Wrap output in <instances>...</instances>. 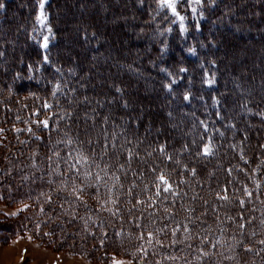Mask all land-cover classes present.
<instances>
[{"label":"trees","instance_id":"obj_1","mask_svg":"<svg viewBox=\"0 0 264 264\" xmlns=\"http://www.w3.org/2000/svg\"><path fill=\"white\" fill-rule=\"evenodd\" d=\"M63 1H46L45 26L36 21L38 0H0V186L14 187L3 197L55 209L45 225L58 232L68 224L52 223L59 212L53 200L64 194L61 201H78L64 213L75 211L81 225L74 231L81 237L65 250L93 262L138 256L135 242L144 238L154 247L169 229H185L192 236L188 248L173 256L160 248L161 264H215L218 258L222 264H264V64L240 76L219 61V54L232 57L236 41L255 39L264 47V0H252L258 4L253 8L250 0H180L183 34L180 21L158 0H120L135 23L123 22L126 38L118 47L106 37L114 28L95 39L99 17L87 14L74 28L75 13ZM105 2L80 0L95 8ZM66 12L72 24L63 19ZM124 13L117 8L104 14ZM44 36L47 48L40 47ZM70 43L85 45V54H63ZM107 51L109 58L100 63L98 56ZM115 71L119 79L111 78ZM205 72L214 74L213 85L204 83ZM131 83L136 85L129 90ZM144 85L150 94L140 93ZM150 98L157 107L141 114V102ZM44 120L47 127L39 123ZM205 144L212 154L198 155ZM76 160L82 163L70 169ZM160 174L170 192L157 189ZM100 208H109L104 218ZM169 211L195 220L156 235L140 217ZM151 256L149 249L138 262L151 264Z\"/></svg>","mask_w":264,"mask_h":264},{"label":"rangeland","instance_id":"obj_2","mask_svg":"<svg viewBox=\"0 0 264 264\" xmlns=\"http://www.w3.org/2000/svg\"><path fill=\"white\" fill-rule=\"evenodd\" d=\"M47 1V0H46ZM65 1V2H64ZM63 4L68 5V8L70 9V13H75V17L77 21H75L74 24H72V20L70 19L69 12H66L64 14L63 19H65L68 24H72L74 28L78 27L82 20H85L87 18L96 16V18L99 17L100 23L98 22L97 26L95 27L94 37L99 38V40H102L101 35L104 36L107 33L106 30L110 28H114V31L111 33H108L106 37H111L114 41L115 47L119 46V41H123L126 37H123L121 34V25L124 24L123 22L128 19L131 21V23H135V20L133 19V16L130 15V8L127 4L121 5L120 0H106L103 4H95L96 8L91 6L89 4H76V2L73 0H64ZM95 3L99 2L100 0H93ZM252 0H250L251 2ZM250 7H256L258 4L251 2ZM125 6V7H124ZM90 7V8H88ZM263 7V6H262ZM93 8V10H92ZM118 11H126V14L124 15H105V11L107 10H114L117 9ZM133 8V6H132ZM135 8V6H134ZM125 9V10H124ZM91 10V11H90ZM68 11V10H67ZM87 14H89L87 16ZM121 14H123L121 12ZM126 15V16H125ZM105 16V17H104ZM67 17V18H66ZM87 17V18H86ZM71 20V21H70ZM74 22V21H73ZM128 29L127 26H124L123 30L126 32ZM249 29L251 31L259 30L261 31V26H250ZM137 32V34H136ZM139 32L135 31V39H139ZM245 32V29H244ZM244 32H242L240 35L244 36ZM229 33V32H228ZM227 32L222 33L223 36L226 35ZM138 35V36H137ZM220 39V38H219ZM107 41L109 39L106 38ZM111 40V39H110ZM125 43V42H124ZM222 43H220L221 46ZM236 51L233 52L231 58H227L226 56L219 54V61L220 66L224 68L225 66H231L233 68V72L236 75L244 76L243 74L248 72L247 70L256 69L260 64H264V56H261L262 49L264 48L261 46L259 41L253 40H246L245 42H237L236 41ZM68 51H63V54H67L68 52L74 51L76 54L83 55L86 52L85 45H77V44H68ZM222 48V47H221ZM126 54V52H122V54ZM110 56V52H106V54H100L98 56V61L100 63H103L106 61ZM140 56V55H139ZM93 61V60H92ZM91 61V62H92ZM121 62V61H120ZM91 64V63H90ZM230 69V68H228ZM255 71V70H252ZM226 72V71H225ZM102 74L105 75L103 79L107 80V78L110 77V74L108 72H102ZM120 72H114V74H111V78L113 79H119ZM228 81L232 79V76L230 73H226L224 76ZM237 76H235V79ZM133 82V81H132ZM233 82V81H232ZM248 85L250 82H247ZM253 83V82H252ZM136 83H131L127 88L130 90L134 88ZM141 94H150L151 89L150 86H143L142 89H140ZM156 99L150 98L146 101H142L140 104V113L142 114L143 110L150 111L153 110L155 107H157ZM136 113L133 115L135 116ZM140 115V114H139ZM138 115V116H139ZM168 120L163 121V125L168 126L169 125ZM1 170V169H0ZM3 187V188H1ZM17 187V184H15V188ZM14 189L13 186H0V264H114V261L119 262V264H140V260H145V257H143V254L145 251H149L151 249L152 256H151V264H161V260L157 257L158 254H160L161 249L165 248V251L168 252L173 256L175 252H182L184 249L188 248L190 243V239H192L191 235H185L186 231L183 229L181 232H176L174 230L168 228H177L179 223H182L185 219L187 222H191L195 219L190 217H180L181 214H177V212L169 211L166 212V214L161 215H154L153 217L149 218L148 215H140V217L144 218L145 220H148L149 224L153 227V230L155 229L154 233L157 235L162 230L167 231L164 238V241L159 240L160 243L155 245L154 247L151 246L152 242L147 241V239H141V241H137L134 244L138 247L136 249L140 250L139 255L136 256H124V255H114L110 258L108 262H93L81 255H76L73 253H70L66 251L67 245L72 244L73 240H75L78 237H81L80 234H78L74 229L78 228L81 224L79 221L77 222L75 219V211L71 210L66 214L64 213V210H67L69 206L76 208L78 206V201L75 203H66L64 200H62V194L60 198H56V200H53L54 205L58 208L56 216L58 219H53L52 223L55 224L61 221L62 225L68 224L67 229L65 228L63 232H58L56 230H52L51 227L45 225L47 219L50 217L49 211L54 212V210L45 211L42 210L44 207V202H40L37 205H33L31 201L29 200H22L21 202H18L17 204H13V201L11 197L6 198L3 195H7V193H11V190ZM55 190V188H54ZM2 193V194H1ZM65 197V196H64ZM23 198V197H22ZM90 203V202H89ZM88 203V204H89ZM106 206H108L107 203H104ZM25 205L27 207H25ZM80 206L85 207V204H81ZM90 206V205H89ZM102 206V204H101ZM184 206H189L188 202L184 203ZM100 207V205H99ZM191 207V206H190ZM90 209V208H89ZM109 208H100L99 215L100 217L106 215ZM106 211V212H105ZM86 211H83L84 213ZM104 212V213H103ZM82 213H77L79 216L82 215ZM103 213V215L101 214ZM182 216V215H181ZM149 218V219H148ZM158 223H161V228L159 227ZM184 224V222H183ZM63 225V226H64ZM146 232V231H145ZM45 233H48V235H45ZM60 233V234H59ZM62 234V235H61ZM82 234V233H81ZM177 234L178 239H172V237ZM145 237V234H144ZM197 240L199 237H195ZM188 240H190L188 242ZM67 244V245H66ZM97 244V242H96ZM154 244V243H153ZM98 246L102 247L100 244ZM94 247V244H89V248L91 249ZM61 248V249H60ZM133 248V247H132ZM149 248V249H148ZM104 249V248H101ZM99 249V250H101ZM198 251V249H194ZM146 259V262H150ZM223 259V258H222ZM222 259L218 258L215 264H222ZM139 261V262H138Z\"/></svg>","mask_w":264,"mask_h":264},{"label":"snow or ice","instance_id":"obj_3","mask_svg":"<svg viewBox=\"0 0 264 264\" xmlns=\"http://www.w3.org/2000/svg\"><path fill=\"white\" fill-rule=\"evenodd\" d=\"M202 0H189V3L192 4H201ZM45 3H46V0H38V13H37V16H36V21L41 24V25H45V22L47 20V16L45 14V11H44V8H45ZM180 3V0H158V6L161 8V9H168L171 14L173 16H175L176 20L180 21V32L181 34H183V32H185L187 29L185 28V25H184V20H185V17L182 16L178 11H177V5ZM209 3H212V4H215L216 3V0H209ZM5 7L4 4H0V9H3ZM193 15L195 16L196 13H197V9L195 7H193L191 9ZM200 16L201 18L203 17V13H200ZM221 19H223V17H221ZM173 23H175L176 21H172ZM196 27L199 28L200 27V24L199 22H197L196 24ZM166 31H171V29H167ZM48 41H49V37L48 36H44L43 37V43L40 45L41 48H47L48 47ZM189 52H194V49L192 48H189L188 49ZM44 60L45 62H47L48 60V57L45 56L44 57ZM212 63H215L214 61ZM180 72H185L187 71L186 69L184 68H180L179 69ZM205 81L204 83L211 86L215 83V76L214 74L209 77L208 73L205 72ZM175 80H172L169 84H166L165 85V88H168V89H171L172 87V84H175ZM117 91L119 92L120 89L117 88ZM214 100L216 99L215 97L213 98ZM184 100L187 101L189 100V95L188 94H185L184 95ZM44 107H48L47 104L44 105ZM39 123L43 124L44 127H47L48 126V122L47 120H44V121H40ZM203 123V122H201ZM17 131H19V129H17ZM29 131H31V129H29ZM198 155H210L212 154V149H211V146L208 145V144H205L203 149L201 150L200 153H197ZM82 163L81 160H76L74 163H71L69 165V168L70 169H75L77 167L78 164ZM194 172V170H193ZM90 175V173H89ZM156 187L157 189H161L163 190V192H170L171 189H172V185L169 183V180L167 179V177L164 175V174H160L159 177H158V183L156 184ZM159 191L157 192V195H159ZM222 199H227V197H221ZM241 204H243V201H241ZM25 207H27L25 205ZM45 235H48V233H45ZM114 264H119V262L117 261H114Z\"/></svg>","mask_w":264,"mask_h":264}]
</instances>
